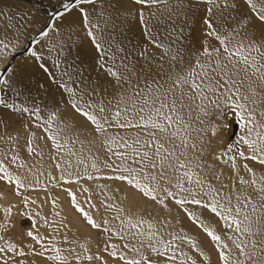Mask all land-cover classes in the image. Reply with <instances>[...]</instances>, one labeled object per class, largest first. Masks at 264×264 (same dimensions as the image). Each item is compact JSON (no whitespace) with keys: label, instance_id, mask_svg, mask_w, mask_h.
Masks as SVG:
<instances>
[{"label":"rangeland","instance_id":"1","mask_svg":"<svg viewBox=\"0 0 264 264\" xmlns=\"http://www.w3.org/2000/svg\"><path fill=\"white\" fill-rule=\"evenodd\" d=\"M73 1L0 0V42L8 45L7 48L0 47V70L10 60L15 51L24 48L28 40L47 24L50 16L61 7H64L65 4H70ZM233 1H240L246 8L245 16L240 18V22L239 19L236 21L235 27L245 28L246 26V33L251 35L257 42L264 39V22L257 19V14L251 10L246 0H215V4H208L207 0H182V4L194 3L202 6L204 11L207 7L211 8L212 12H215L222 5ZM103 3L106 4L105 7ZM177 3L178 0H166V3H158L152 6L139 5L134 3V0H96L94 5L77 3L70 10L68 9L66 12L56 15V20L46 32L47 35H43L34 44L31 52L28 55L21 56L14 64L15 66L8 72L5 81L9 82L10 77L14 80L19 79V67H21L22 62L26 61L27 67L31 72L29 77L35 81L32 82L30 97L36 94L39 96V99L38 101H34V107H23L21 105L22 100L14 97V94L18 92L15 90L10 93L8 83L2 86L1 99L4 100V104L0 105V117L6 116L8 124L11 121L14 122L7 135L0 138V163L3 164L4 169L13 177L11 182L6 179H0V223H8L9 225L7 232L4 229H0V235H5L7 240L17 243L23 248L25 253H29V247L25 245H32L36 251H39L41 246L34 244L31 238L25 235L24 228H32V226H21V220L18 224V217L36 212L49 215L52 218L51 227L47 231H42L37 226L32 229L34 234L46 238L43 243L48 247V252L44 257L33 256L31 254L26 257H20L23 264H59V262L47 259L48 255L55 254L52 251V246L59 247L63 255L70 256L69 264H76V261L71 259V255L83 252L79 248L80 244L87 246L89 254L101 255L108 261V264H121L118 259L111 258L107 252L103 251V247L105 243H109L116 244L119 248H122L123 242L118 236L112 235L111 239H108L110 234L104 233L102 229L91 228L82 215L73 207L68 190H71L75 194L77 202L97 223L103 224V221L107 220L109 224L104 225V227H110L113 231L121 228V221H126L128 217L134 220L142 217L147 223L141 225L140 230L145 233L149 231L148 223H151L155 226L151 231L156 232L157 237L162 238L165 242L173 241V234L184 236L194 241L196 247H192L186 242L181 243L179 239L173 241L172 250H175L177 257L175 264H181V260L186 259L185 256L181 255V249L187 257L196 260L197 264H221L216 246L204 232L201 224L214 229L221 235L222 241L229 245V249L227 250L235 252L234 245L225 236V231H227L228 235H234L233 231L225 229L223 221L209 209L195 204H186L182 208L171 197L165 199V205H167L165 207L144 197L142 193L129 185L127 181L108 178L118 174L113 169L121 163L113 153L128 152L131 154L130 149L120 147V138H125L129 143L136 138H139L142 143L147 139L146 131L136 128H120L115 124L114 116L117 111L121 112V122H123L125 115L129 119H132L133 113L131 111L128 113L124 112L125 107L131 109L128 97L131 96L132 91L134 89L145 90L144 95L149 97V105L145 107L143 114L147 116L148 107L151 106L152 100H155L156 107H159L160 102L165 99V90L173 84V81L169 80L170 74L181 68H187L190 64L194 65L198 55L201 63L205 62V57L200 55L205 46V41H207V46L209 47H222L214 37L207 36L208 29L204 30L205 20H210L215 30L221 33H227L234 28V26H224V21L221 19H211V14L205 12L202 20L198 23L199 26L197 25L198 35L193 39L192 45L189 47L190 52L182 62L178 63L177 56L175 60L171 59L170 62L176 64L170 68L172 63L168 64V57L164 53L159 52L160 50L156 46L157 40H152V35L146 34L148 22L146 26L142 27L144 23L141 22L139 12H143L146 21L147 19L156 20L158 13ZM109 6H111V9L108 11L107 8ZM81 7L86 12L90 7L92 9L100 7L101 11L99 10V15H97L98 10L97 13L95 10L94 13H89L88 16L91 24L86 25L79 10ZM104 11L107 12L105 13ZM108 12H115L122 17L124 16L125 19L130 18L134 20L138 25V31L144 34L145 38L142 45L137 51H134V55L132 54L141 64V69L139 68L140 70L138 69V71L131 75L133 80L132 78H127V72L122 74L117 71L123 75V80L117 82L116 77L112 76L109 71V69H112V58L114 57L106 51L104 42L98 41V37L95 40L97 39L96 41L102 45L101 48H96L93 41V36L96 37L95 33H99V30L102 29L100 26L109 23ZM152 13H156V15L153 16ZM93 16L96 17L94 18ZM216 25H218V28ZM68 31H71V34ZM90 31L93 33L92 36L89 35ZM59 34L63 38L67 36L71 42L74 41V50L78 48V45H85L88 50L91 49L90 52L94 58L92 57L90 68L86 74L79 77L80 81L73 79L75 82L69 83L59 75L56 69L57 61L62 62L67 60L66 56H61ZM70 35L71 37L73 36L72 39ZM98 36L100 37V35ZM61 45L63 44L61 43ZM32 51H36L41 56V59L37 60L34 58L31 55ZM153 52L158 53L160 56L158 59V63L160 64L158 66H155L154 61L149 60L148 55ZM147 62H149V67ZM41 64L44 67H41ZM241 75L243 76V74ZM97 77L106 79V83H109V87L107 86L108 91L104 92L106 94L101 93L99 82H95ZM83 82L86 83L84 84ZM146 84H151L152 89H146ZM249 84L253 88H256L255 78L251 81L245 80V83L240 87L241 92L249 95L251 98V93L248 91ZM158 85H163V88L156 91ZM67 89H71V91ZM256 90L259 95L255 99L260 102L255 106L249 104V108L250 110L253 108L255 110L256 123L264 125V115H261L264 112V90L259 88H256ZM179 91V89H176L178 104ZM48 92H51V96H49L51 101L46 98ZM93 93L99 95L95 97L92 95ZM121 95H124V101H121ZM172 99V93H168L167 102L170 103ZM73 102H76L81 109L97 115L102 123L105 118L108 119L112 126H106V132L97 133L95 126L85 116L75 110ZM142 103L143 101H139V104ZM184 103L187 105L189 101L185 100ZM196 103L198 104L199 101H196ZM8 105H12L13 107H8ZM89 105L92 107H89ZM100 105H103L105 108V111L102 113L99 111ZM23 108H27L28 111H21L20 109ZM37 109H39L38 112L36 111ZM227 110L225 108L222 114L214 113L209 116H203L198 112L195 105H192L190 115L187 107L181 109V113L185 121L190 122L192 126L189 138L190 143L196 144L195 150L191 147L187 149L189 158L195 159L197 162L205 165L203 169H197L195 168V164H192V170L198 173L202 180L211 183L217 189H221L223 193H233L232 204L235 205L237 203L235 194L242 191L241 185L230 164L222 162L228 159V156L221 155L224 153V146L227 140L225 127L228 125V120L224 116ZM163 111L168 112V109L166 108ZM53 114L54 118L49 124V117ZM169 114L171 115L172 113L169 112ZM198 115L200 116L199 120L197 119ZM200 120H203V123ZM133 122L135 123V121ZM214 128L215 135H213ZM46 129H50V131ZM59 129H63V131L58 133V143L61 147L56 148L49 139V136L57 133ZM256 130L264 132V128H254L253 139H255ZM242 134H246V130H243ZM180 135L183 136L184 132L182 131ZM112 138L116 139V143L109 145L105 142ZM29 141H31L32 151H29ZM175 144H180L179 138L175 140ZM109 147L111 150H109ZM166 147L171 148L172 144H166ZM238 147L242 148L246 154L249 151L243 144H240ZM201 148L203 149L202 155ZM180 150V148L177 149V156H179ZM70 153H74V155ZM13 156L17 157V159L13 160ZM217 156H221V159H216ZM79 161H83V163H79ZM106 162L111 164L113 168L105 167ZM69 163L71 167H69ZM93 163L97 165L98 170L92 168ZM244 163H247L254 170L258 179L264 175V166L251 160L244 161L238 158L237 164L240 169V177H243L245 180L251 178V174L246 172L242 167ZM57 164L60 165L59 168ZM154 171L158 173L159 169ZM182 172L183 170L175 172L166 168L164 178L158 181L161 187L158 196H163V188H168L176 192L177 197H186L187 193H180L174 187L176 177L181 175ZM62 175L64 179H61ZM89 175L93 179H88ZM3 176L4 172L0 171V177ZM17 176L20 177L25 187L17 188L15 183V177ZM217 176H219V179L216 178ZM184 185L186 188L191 187L199 192L195 184V176L191 184L185 180ZM84 189H87V191H84ZM17 192H19V195H17ZM247 192L254 198L253 200L256 197L258 201L257 194L253 189L247 188ZM24 198H28L27 205L24 203ZM197 198L210 202V197L199 196ZM33 200L36 203H32ZM53 201H55V205H53ZM109 204L113 205V207H107ZM7 208H11L13 214L8 222L6 221L7 215L5 212ZM119 209L123 211L118 212ZM188 213H193L195 220L190 219ZM165 222H167L166 225ZM123 228L128 230L126 223L123 225ZM235 235L238 236L239 234ZM65 237H67V242L65 241ZM259 238L257 237V239ZM2 243L0 241V245ZM133 243L136 242L133 241ZM70 248H74L76 253L70 255L65 251ZM172 250L169 251V255L172 254ZM125 251L130 257L135 255V253ZM143 251L145 255L155 256L147 248H144ZM236 254L238 255V253ZM205 257L208 259H205ZM82 264H88V262L85 261ZM92 264H102V262L94 261ZM187 264H191V260H187Z\"/></svg>","mask_w":264,"mask_h":264},{"label":"snow or ice","instance_id":"2","mask_svg":"<svg viewBox=\"0 0 264 264\" xmlns=\"http://www.w3.org/2000/svg\"><path fill=\"white\" fill-rule=\"evenodd\" d=\"M246 2L251 10L257 14V19L264 22V0H258V2L256 0H246ZM77 3L94 5L96 0H77ZM134 3L152 6L158 3H166V0H134ZM207 3L215 4V0H207ZM182 6V0H178L177 7ZM64 7L70 10L73 6L65 4ZM79 10L84 23L90 25L91 21L89 20L88 13L83 7ZM207 11L208 13H212L211 8H208ZM152 15L155 16L156 13H152ZM139 16L141 22L146 25L147 21L144 19L143 12H139ZM205 24L208 29L207 36L214 37L222 47H209L207 46V41H205V46L203 47L202 53H200V55L205 57V62L201 63L198 55L194 65L190 64L187 68H181L173 74H170L169 80H172L173 84L165 90V99L160 102L159 107H156V101L152 100L151 106L148 107L147 116L143 113L145 112V107L149 105V97L144 95V89H134L131 96L128 97L131 109L125 107L124 112L128 113L131 111L133 113L132 119H129L125 115L123 122H121V112L117 111L115 113L114 120L118 127L136 128L146 131L147 139L142 143L139 138H136L129 143L125 138L121 137L120 147L130 149L131 154L128 152L113 153L121 163L113 169L118 174L108 178L127 181L129 185L142 193L144 197L165 207H167L165 205V199L171 197L182 208L186 204H195L209 209L223 221L225 229H231L234 233V235H228L227 231H225V236L234 245L235 252L227 250L229 249V245L222 241L221 235L214 229L201 224L204 232L214 242L221 264H264V175L258 179L254 170L247 163H244L242 166L243 169L251 174V178L245 180L239 176L240 169L237 164V159L239 158L244 161L251 160L264 166V132L256 130L255 139L252 138L254 128H264V125L256 123L255 110L254 108L251 110L249 108V104L255 106L260 102L255 99L259 95L256 88L264 90V39L257 42L251 35L246 33V26L245 28L237 26L227 33H221L215 30L210 20H205ZM150 31L146 29V34H150ZM44 35H47V33L45 32ZM89 35L92 36L93 33L90 31ZM93 41L96 48L99 49L102 47L100 43L95 41L94 36ZM156 46L162 47L163 45L157 43ZM0 47L7 48L8 45L0 42ZM141 54L143 55V53ZM31 55L37 60L41 59V56L36 51H32ZM172 59L175 60L176 56H173ZM179 62H182V58ZM41 67H44V65L41 64ZM109 71L112 76L116 77L117 82L123 80L122 74L112 69H109ZM253 78H255L256 88H253L251 84L248 85V91L251 93L250 98L249 95L241 92L240 86L245 83V80L251 81ZM7 83L8 81L0 79V84ZM129 83L131 82L129 81ZM145 88L151 90L152 85L146 84ZM161 88H163V85H158L156 91H159ZM176 89L180 90L178 97L179 104L177 102ZM67 90L71 91V89ZM168 93H172L173 95L170 103L167 102ZM120 99L124 101V95H121ZM185 100L189 101V104L185 105ZM139 101H143V103L139 104ZM196 101H199V103L197 104ZM0 104H4L3 99H0ZM192 105H195L198 112L203 116H209L214 113L222 114L225 108L230 109L235 112L241 129L246 130V134H242L239 137L238 144H243L247 147L249 150L247 154L242 148L238 147V144H229L227 151L221 154L227 155V153L233 152L234 148L236 149L235 154L228 156V159L222 161L223 163L230 164L241 185L242 191L235 194L237 201L235 205L232 204L233 193H223L221 189H217L211 183L202 180L198 173L194 172L191 168L192 164H195V168L197 169H203L205 167V165L197 162L195 159H190L187 151L189 147L195 150L196 144L190 143L189 138L192 126L190 122L185 121L181 109L187 107L190 115ZM8 107L13 106L8 105ZM73 107L95 126L97 133L106 132V126H112L108 119L105 118L102 123L97 115L81 109L76 102H73ZM89 107L92 106L89 105ZM166 108L168 112L163 111ZM20 110L23 112L28 111L27 108ZM36 111L38 112L39 109ZM99 111L101 113L105 111L103 105L99 106ZM169 112L172 114L170 115ZM261 115H264V112ZM53 118L54 114L49 117V124ZM197 119H200L199 115ZM200 122L203 123V120H200ZM46 130L50 131V129ZM60 131H63V129H59L57 133L49 136V139L56 148L61 147L58 143V133ZM182 131L184 132L183 136L180 135ZM215 134L214 128L213 135ZM177 138L180 139L179 145L175 144ZM105 142L111 145L112 143H116V139L112 138ZM166 144H172V147L168 148ZM178 148L181 149L179 156H177ZM109 150H111L110 147ZM29 151H32L31 141H29ZM200 151L202 155L203 149L201 148ZM70 154L74 155V153ZM12 159L15 160L17 157L13 156ZM216 159H221V156H217ZM79 163H83V161H79ZM57 167L59 168L60 165L57 164ZM69 167H71L70 163ZM105 167L113 168L107 162L105 163ZM92 168L97 169V165L93 163ZM166 168L175 172L183 170L182 174L176 177L174 187L180 193H187L186 197H177V193L168 188H163L164 195L158 196V193L161 191L158 181L164 178ZM157 169H159L158 173L154 171ZM0 171L4 172V176L0 177V179L12 181L13 177L4 169L2 163H0ZM194 176L195 184L199 192L191 187L186 188L184 185L185 180L191 184ZM216 178L219 179V176ZM61 179H64L63 175ZM88 179H93V177L89 175ZM15 183L17 188L25 187L18 176L15 177ZM247 188L253 189L257 194L258 202L253 201L251 195L247 192ZM68 191L73 207L82 215L83 219L91 228L102 229L104 233L110 234L108 239H111V236L115 235L123 242L122 248H119L116 244L109 243H105L103 247V251L107 252L111 258L118 259L121 264H175L177 257L175 250H172V245L173 241L177 239L181 243L186 242L192 247H196L195 242L191 239L184 236H176L175 234H173V241L165 242L162 238L157 237L156 232L151 231L155 227L151 223H148L149 231L145 233L140 230V226L147 223L142 217L136 218L135 220L128 217L126 221H121V228L113 231L110 227H104V225L109 224V221L104 220L103 224L97 223L77 202L75 194L71 190ZM84 191H87V189H84ZM17 195H19V192H17ZM199 196L210 197V202H205V200L197 198ZM24 203L25 205L28 204V198H24ZM32 203H36V201L33 200ZM53 205H55V201H53ZM107 207H113V205L109 204ZM122 211V209L118 210V212ZM5 212L10 213L11 208L5 209ZM36 215L39 216V213H36ZM188 215L190 219L195 220L193 213H188ZM44 222L47 224L46 219ZM125 223L128 226V230L123 228ZM8 226V223H0V229H4L5 232H7ZM34 228L35 220L33 219L32 228L27 230L25 235L31 238L34 244L41 246L39 251H36L32 245H25L29 247V253H25L23 248L17 243L7 240L5 235H0V241L3 242L0 245V254H4L0 255V264H23L20 257H26L29 254L41 257L46 255L48 247L43 243L46 238L34 234L32 230ZM235 234L239 235L237 236ZM257 237L260 238L257 239ZM65 241L67 242V237H65ZM133 241L136 243H133ZM79 248L83 252L75 255H71L76 253L74 248L65 250L71 255V259L76 261V264H82L85 261L88 264H92L94 261L108 264V261L101 255L89 254V249L85 244H80ZM144 248L149 249L150 253L155 254V256L145 255ZM109 249L111 250L109 251ZM125 250L135 253V255L130 257ZM170 250H172L171 255L168 254ZM52 251L55 254L48 255V260L59 262V264H69L70 256L63 255L59 247L52 246ZM181 255L186 257V259L181 260V264H187V260H191V264H197L196 260L187 257L182 249ZM205 259L208 258L205 257Z\"/></svg>","mask_w":264,"mask_h":264},{"label":"bare ground","instance_id":"3","mask_svg":"<svg viewBox=\"0 0 264 264\" xmlns=\"http://www.w3.org/2000/svg\"><path fill=\"white\" fill-rule=\"evenodd\" d=\"M256 2H258V0H256ZM76 5H77V3L75 4V6ZM105 5L106 4H104V7H105ZM182 5H183L182 7H177V4L172 6V7H168V8H166L167 10L164 9L163 11L158 13V15H156L157 16L156 20L147 19L148 26H146L145 24L142 25V27L146 26L147 30H151L150 35H152V37H153L152 40H157V43L163 45L162 46L163 48L158 47V49L160 50L159 52L164 53L168 57V59H169L168 64L172 63V62H170V60L172 59L173 56L178 57L177 61H180L181 58H182V60H184V58L190 52L189 47L192 45L193 39L196 38L198 35L197 34V25H198L199 21L202 20V16L205 14V12L208 13L207 7H206V10L204 11L202 6L194 4V3H188V4L185 3ZM233 5H235V6H233ZM107 9L109 11L111 9V6H109ZM94 10L96 11V13L98 10L97 15H99V13H100L99 10L101 11L100 7H95V9H92L90 7V9L87 11V13L88 14L92 13V12L94 13L95 12ZM104 10H106V9H104ZM104 12H103V14H104ZM210 14H211V19L217 18V19L223 20L224 26L229 25V26L235 27L236 21H238V19H239V22H240V20H241L240 18L245 16L246 8L244 7V5L240 1H233V2H230L228 4L222 5L221 7L218 8L217 11L212 12ZM56 15H58V14H55V15L53 14L49 18V20L53 18L52 24L56 20ZM101 17H103V16H101ZM90 19H92V18H90ZM49 20H48V22H49ZM52 24H51V26H52ZM45 26L42 29H44ZM51 26H50V28H51ZM95 26L97 27L96 24H95ZM137 27H138V25L134 20H132L130 18L125 19L124 16L122 17V16H120L114 12V13H109V23L105 24L103 26H100V28H102L101 30H99L100 32L95 33L96 34L95 38L98 37L97 38L98 41L99 40L103 41L104 46L106 48V51L108 53H111L112 56L114 57V58H112L111 68L118 71V72H121L122 74L127 72V75H128L127 78L128 77L132 78V80H133V77L131 75L134 74V72L138 71L139 68L141 69V64L138 62V59L135 56H133L134 55L133 53H134V51H137L140 48V46L143 43V39L145 38L144 34H141L138 31ZM216 27L218 28V25H216ZM204 28H205L204 30H207V26H206L205 22H204ZM66 30H64V31H66ZM45 32H47V30ZM44 33L42 34V36L44 35ZM68 33L71 34V31L70 32L68 31ZM64 34H66V33L64 32ZM98 35H100L101 38ZM53 36H55V35H53ZM58 37L60 38L59 39L60 40L59 48H61V56H66L67 60L62 61V62L57 61L56 62V69H57L59 75L63 79H66L65 81H67L69 83L70 82L74 83L75 80H73V79L80 81L79 77L84 76L90 68V63H91V60L93 57V55L90 52L91 49L88 50L85 47V45H78V48L74 50V48H75L73 45L74 41L71 42L67 36H65L64 38H63V36L61 37V34H59ZM70 37H71V35H70ZM72 37H71V39H72ZM30 39L28 40V42L30 41ZM28 42H27V44H28ZM76 42L78 43V41H76ZM61 43L63 45H61ZM27 44L21 50L15 51L13 53L10 60L5 64V66L2 68V70H0V79L5 80L6 76L8 75V72L11 70V68L13 66H15L14 64L16 63V61L21 56L28 55L31 52V50H30L28 53H26L24 55L15 57L14 54L16 52L25 50V48L27 47ZM149 48H152V47H149ZM148 56H149L150 61L151 60L154 61L155 66H158L160 64V63H158V59L160 58L158 53L156 54V52H153L152 54H149ZM21 64H22L21 67H19L20 72L18 73L19 79L14 80L13 78L10 77V80L8 82V88L10 90V93L14 92L15 90L18 92L16 94H14V97L18 98L19 100H22L21 105H23V107L32 108V107H34L33 106L34 101H38L39 96H37L35 94V95H33V97H30V93L32 90V82H35V81L29 77L31 72L27 67L28 64L26 63V61L22 62ZM174 64H176V63H172L170 65V68ZM147 65L149 67V62H147ZM83 79H84V77H83ZM105 80L106 79H102L101 77H97L95 80V82L96 81L99 82V88L101 89V93L108 91L109 83H106ZM2 86H3V84H0V99H1ZM50 94H51V92H48V95L46 97L49 101H51V99L49 97V96H51ZM104 94H106V93H104ZM92 95L96 97L99 94L93 93ZM43 97H45V96H43ZM224 116L228 120V125L225 127L226 133H227V140H226V143L224 146V153H225L227 151V146L229 144H238L239 137L242 135L243 129H241V127H240V131L236 135H234L233 134L234 123L239 122L236 119L235 112L228 109L225 112ZM13 122L14 121H11V123L8 124V119L6 118V116L0 117V138H3L4 136L7 135L11 125L13 124ZM238 146H240V144H238ZM234 151H236L235 148L233 149V152L227 153V155H224V156H231L234 153ZM24 179H26V178H24ZM252 199H254V198H252ZM253 201H257L256 197H255V200H253ZM6 215H7L6 221L8 222L9 219H11V217L13 216L12 211L10 213H6ZM24 216L18 217V219H19L18 224H19V221L21 220V223H20L21 226H26V225L32 226V220L34 219L35 220V226H37L42 231H45V230L47 231V229H49V227H51L50 224H51L52 218L49 215L39 214V216H37L36 212H32L29 215H26L25 217ZM45 219L47 220V224H45V222H44ZM28 229H30V228L25 227L24 228L25 232Z\"/></svg>","mask_w":264,"mask_h":264},{"label":"water","instance_id":"4","mask_svg":"<svg viewBox=\"0 0 264 264\" xmlns=\"http://www.w3.org/2000/svg\"><path fill=\"white\" fill-rule=\"evenodd\" d=\"M77 3V0H74L72 3H70L69 5L74 6ZM72 8V7H71ZM68 9H65V7H61L59 10H57L55 14H60L62 12H66ZM53 18L49 20V22L47 23V25L45 26L44 29H42L40 32H38L35 36H33L30 41L27 44V47L25 48V50L23 51H19L16 52L14 55L15 57L24 55L26 53H28L32 47L34 46V44L39 40V38L42 36V34L48 30L52 24ZM240 131V123L239 122H235L234 123V127H233V134L236 135L238 132Z\"/></svg>","mask_w":264,"mask_h":264}]
</instances>
